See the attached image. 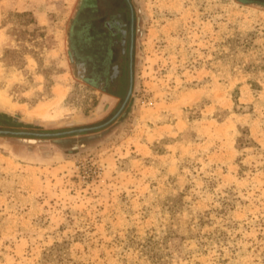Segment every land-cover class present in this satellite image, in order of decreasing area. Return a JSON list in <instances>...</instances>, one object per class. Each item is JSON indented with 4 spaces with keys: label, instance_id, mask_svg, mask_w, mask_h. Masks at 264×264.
<instances>
[{
    "label": "rangeland",
    "instance_id": "1",
    "mask_svg": "<svg viewBox=\"0 0 264 264\" xmlns=\"http://www.w3.org/2000/svg\"><path fill=\"white\" fill-rule=\"evenodd\" d=\"M101 2L0 0V264H264V0H129L115 117Z\"/></svg>",
    "mask_w": 264,
    "mask_h": 264
},
{
    "label": "flooded vegetation",
    "instance_id": "2",
    "mask_svg": "<svg viewBox=\"0 0 264 264\" xmlns=\"http://www.w3.org/2000/svg\"><path fill=\"white\" fill-rule=\"evenodd\" d=\"M102 2L96 8L95 16L88 18L83 25L82 44L83 49L92 57L100 58L102 64H107L105 87L107 94L120 100L118 109L111 117L122 112L125 107L124 99L129 86V53L134 47V38L136 32L135 16L132 7L128 6L126 0H101ZM129 1V0H128ZM130 3V2H129ZM124 4V6H123ZM126 6V7H125ZM131 6V4H130ZM126 8V9H125ZM132 11V12H131ZM126 56V57H125ZM126 58V64H125ZM132 70V63H131ZM126 86V92L123 89ZM88 128V127H85ZM80 129V128H78ZM75 130V129H72ZM3 131V130H1ZM70 131V130H68ZM83 131V132H89ZM9 132V131H7ZM67 132V131H63ZM29 136H38L32 134H47L34 132H18L17 134H26ZM29 133V134H28ZM61 133V132H57ZM82 132H79V134ZM16 134V133H15ZM54 134V133H49ZM76 134V133H69ZM69 134L56 135L66 136Z\"/></svg>",
    "mask_w": 264,
    "mask_h": 264
},
{
    "label": "water",
    "instance_id": "3",
    "mask_svg": "<svg viewBox=\"0 0 264 264\" xmlns=\"http://www.w3.org/2000/svg\"><path fill=\"white\" fill-rule=\"evenodd\" d=\"M126 2L128 3V6L131 8L130 3L128 0H126ZM132 12V11H131ZM129 57H130V67H129V86H128V90L124 99V103L127 101V99L129 98V95L131 93V88H132V70H131V51L129 53ZM100 127V126H97ZM97 127H88V128H80V129H75V130H70L67 132H61V133H54V134H32V135H38V136H56V135H63V134H69V133H79V132H83V131H88V130H93ZM0 133H11V132H7V131H0ZM27 134V133H26ZM29 134V133H28Z\"/></svg>",
    "mask_w": 264,
    "mask_h": 264
}]
</instances>
